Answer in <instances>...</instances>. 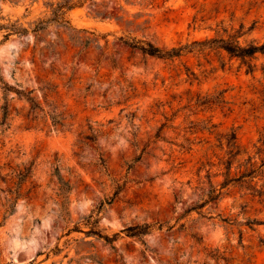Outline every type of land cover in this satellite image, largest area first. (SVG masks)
<instances>
[{
	"label": "rangeland",
	"instance_id": "rangeland-1",
	"mask_svg": "<svg viewBox=\"0 0 264 264\" xmlns=\"http://www.w3.org/2000/svg\"><path fill=\"white\" fill-rule=\"evenodd\" d=\"M44 11L0 0L25 27ZM67 16L0 30V264H264V54L248 67L210 43L240 27L242 46L263 43L264 0H93ZM91 214L113 246L84 232Z\"/></svg>",
	"mask_w": 264,
	"mask_h": 264
},
{
	"label": "trees",
	"instance_id": "trees-1",
	"mask_svg": "<svg viewBox=\"0 0 264 264\" xmlns=\"http://www.w3.org/2000/svg\"><path fill=\"white\" fill-rule=\"evenodd\" d=\"M88 1L93 0H31V3H39L42 2L45 7L44 16L39 17L36 20L29 23V27H25L19 20H10L0 17V20L4 22H0V30L4 31V38H7L10 34L17 35H25L28 32H33L34 34H38L39 32L44 31L47 27L51 25H61L64 27L70 26V21L68 19V12L75 7L82 6ZM243 34L242 27H240L234 34H229L227 39H214L211 40L210 43L214 44L219 42V45H216V48L224 50L231 58L240 59L243 63H248V60L252 59L256 53L264 54V42L261 44L258 43H249L246 46H242L238 40V38ZM127 45L131 48H136L140 50L143 54L161 58V59H172L175 57H179L181 55L182 48H173L169 51H164L156 46H154L150 42L145 41H134L132 43H127ZM214 47V48H215ZM5 95L12 91L11 87L8 85L0 86ZM19 95H22L20 92ZM25 98L30 102L32 108H39L38 104L34 101L33 97L29 95H25ZM4 117L6 116V104L3 107ZM235 138V137H232ZM232 146V145H231ZM231 153V151H230ZM252 172H250L251 174ZM59 180L60 177H59ZM208 192L207 202L217 200L219 197V193L216 192L215 189L212 188ZM224 187V185L222 186ZM62 192L65 194L68 192L67 187H61ZM15 201H10L7 205L5 214H11L15 208ZM83 223L86 226H89L90 229L88 231H84L87 235H93L99 239H102L104 242L113 246V242L117 240L119 237L118 233L109 236L104 234L102 230L99 228V220L96 216L92 214L82 219ZM150 227L146 224L136 225L132 227L125 228V234L128 236H143L149 233ZM72 231L82 232V228L80 226V222L74 224V226L69 229V233Z\"/></svg>",
	"mask_w": 264,
	"mask_h": 264
}]
</instances>
